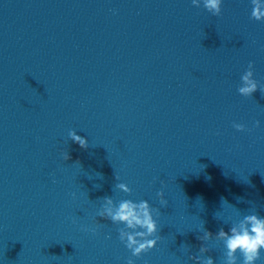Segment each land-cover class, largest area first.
I'll use <instances>...</instances> for the list:
<instances>
[{
    "label": "water",
    "instance_id": "95a60500",
    "mask_svg": "<svg viewBox=\"0 0 264 264\" xmlns=\"http://www.w3.org/2000/svg\"><path fill=\"white\" fill-rule=\"evenodd\" d=\"M91 0H0V149Z\"/></svg>",
    "mask_w": 264,
    "mask_h": 264
},
{
    "label": "clouds",
    "instance_id": "9594fccd",
    "mask_svg": "<svg viewBox=\"0 0 264 264\" xmlns=\"http://www.w3.org/2000/svg\"><path fill=\"white\" fill-rule=\"evenodd\" d=\"M195 7L201 5L213 16H220L224 0H191ZM251 17L256 21H264V0H251ZM241 85L238 92L241 96L251 97L254 92L262 89L260 82L255 79L254 64L249 62L247 69L240 77ZM238 131H244L245 125L235 123L233 125ZM256 126H260V121H256ZM69 138L78 143L81 147H87L86 138L77 134L75 130L69 132ZM64 159H69L68 153H64ZM118 179V177H116ZM116 187L124 192L132 189L123 182L117 183ZM160 205L167 206L164 192L157 193ZM97 216L104 220L118 225V237L124 246L129 250L131 256L126 264H136L132 257L139 258L142 254L153 249L159 243L161 236L159 217L161 216L159 207H154L148 200L122 199L118 203L111 197H104V203L98 210ZM75 223V221H73ZM97 223V227L100 223ZM97 227L82 226L83 231L95 233ZM203 235L199 237L202 245L199 248V255H189L197 264H215V260L209 253L211 248L209 243L218 240L224 247V264H257L261 260V253L264 252V216L252 212L244 215L237 223L232 225L227 231L221 228L213 234L203 228L200 229ZM189 251L186 247L184 248Z\"/></svg>",
    "mask_w": 264,
    "mask_h": 264
}]
</instances>
